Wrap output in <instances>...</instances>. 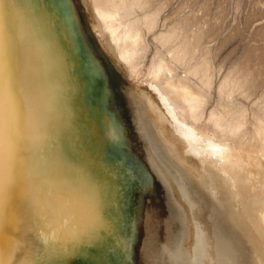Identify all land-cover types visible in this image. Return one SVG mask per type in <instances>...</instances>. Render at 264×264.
Returning <instances> with one entry per match:
<instances>
[{
    "label": "bare ground",
    "instance_id": "bare-ground-1",
    "mask_svg": "<svg viewBox=\"0 0 264 264\" xmlns=\"http://www.w3.org/2000/svg\"><path fill=\"white\" fill-rule=\"evenodd\" d=\"M231 1L6 0L12 264H264V0Z\"/></svg>",
    "mask_w": 264,
    "mask_h": 264
},
{
    "label": "snow or ice",
    "instance_id": "snow-or-ice-1",
    "mask_svg": "<svg viewBox=\"0 0 264 264\" xmlns=\"http://www.w3.org/2000/svg\"><path fill=\"white\" fill-rule=\"evenodd\" d=\"M6 0H0V24H2L4 14V4ZM4 71H3V53L0 49V145L3 142V124H4ZM36 161L38 164H43L44 160L41 156L36 154ZM35 184H41L43 181L42 175L39 173L32 177ZM32 249H25L18 256H16L17 264H42L41 261H33L28 257V253ZM16 246L10 234L0 231V264H12V257L15 255Z\"/></svg>",
    "mask_w": 264,
    "mask_h": 264
},
{
    "label": "rangeland",
    "instance_id": "rangeland-1",
    "mask_svg": "<svg viewBox=\"0 0 264 264\" xmlns=\"http://www.w3.org/2000/svg\"><path fill=\"white\" fill-rule=\"evenodd\" d=\"M216 1H218V4H219V2H222V4H221V8H220V14L222 15L221 16V18H222V21H225V22H227L228 21V18H231L232 17V13H233V7H232V1L231 0H216ZM263 8H264V6H263ZM211 9V7H209L208 8V10H210ZM212 10V9H211ZM243 12H244V10L242 9V11H240V13H241V15H243ZM219 15V14H218ZM258 16V15H257ZM257 16L255 17V18H257ZM260 17L261 16H263V15H259ZM251 23H253V21H251ZM248 27H250V25H248ZM240 36V35H239ZM238 36V37H239ZM241 36H243V35H241ZM235 39H236V37H234L233 38V40L235 41ZM230 44H231V42H230ZM125 68H127V67H125ZM74 175H77V176H79V178H83L84 179V174L78 169V168H75L74 169V171L72 172V173H68V175H67V177H65V181H68L69 180V177L72 179V177L74 176ZM69 176V177H68ZM71 182H75V180L74 181H68V183H71ZM168 238H170L169 236H167V235H165V240L166 239H168ZM211 238H213V237H211ZM204 240H206V239H204ZM203 240V241H204ZM204 243V242H203ZM207 243H209V244H215V245H217V243H215L214 242V240H213V242H211L209 239H207ZM198 244H199V242H198ZM218 246V245H217ZM214 250V252H212L211 254H212V257L214 258V261L213 260H210V259H207V258H205V260L206 261H211L213 264H224V262H225V258H223V257H221V255H220V253H219V250H217V247L215 248V249H213ZM197 252V249L195 250V252L194 253H196ZM222 254V253H221ZM205 257V256H204ZM203 257V258H204ZM205 261V262H206ZM196 264H201L200 263V261L199 260H197L196 259ZM203 264V263H202ZM206 264V263H205Z\"/></svg>",
    "mask_w": 264,
    "mask_h": 264
}]
</instances>
